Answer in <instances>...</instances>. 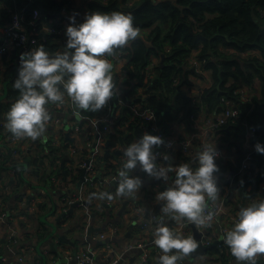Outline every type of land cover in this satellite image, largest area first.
Instances as JSON below:
<instances>
[{"label": "built area", "instance_id": "obj_1", "mask_svg": "<svg viewBox=\"0 0 264 264\" xmlns=\"http://www.w3.org/2000/svg\"><path fill=\"white\" fill-rule=\"evenodd\" d=\"M71 16L69 8L64 5L59 15L41 25L38 9L34 10L33 19L28 22H25L20 11L13 12L11 22L0 31V89H4V71L7 69L4 57L7 56L10 60L17 46L24 48V51L26 48L29 50L30 41L34 42L38 39L45 41L49 33L67 38L66 26L73 22L70 20ZM78 19L79 17L75 16L76 23ZM59 24H62L61 28L57 27ZM126 53L122 48H117L114 53L106 54L113 63L112 75H119L114 95L103 106L106 111L108 110L106 115L86 116L65 93L63 102L48 104L51 114L45 122L46 129L40 137H17L6 127L7 119L0 118L1 263L30 264L32 261L34 264H45L43 259L34 260V257L38 256L36 254L39 252L37 247L39 241L29 239L39 229L37 218L41 214L49 213L47 219L55 221L59 214L67 212L58 227L62 228L64 233L69 231V236H73L76 232L70 228L71 216L74 217L75 225L79 223L76 216L69 212L74 203H78L80 208H85L84 216L86 214L87 218L82 224L79 223L85 226V238L91 225L97 224L99 229L92 232L91 240H81L80 244L75 243V245L60 241L54 236L53 239L58 243L57 251L52 250L49 244L41 245V252L47 259L46 264H160L161 249L154 243V238L161 216H164L165 223L178 233L194 236L198 240L194 232L196 224L186 217L176 219L171 214L161 212L163 201H158L156 198V203H159L157 209L147 207L145 209L144 204L141 203L145 193L144 183L133 194L124 195L123 199L127 201V206L121 214L118 212L122 204H118L117 199L115 201L107 196L101 197L100 193H111L112 182L114 179L119 180V170L126 160L125 154L118 153V150H123L129 144L119 141L121 134L118 129L126 130L129 121L116 125L125 105L143 121L144 132L160 134L164 137V143L156 149L160 154L157 157L159 164L175 167L180 163L188 162L195 167L198 151L202 150L205 144L217 143L219 155L216 162L219 165L217 176L220 181V191L215 200L208 201L206 209L214 212V216L207 224L196 227L201 233L198 241L203 245H211L215 240H219L218 247L226 245L228 253L232 255L230 247L225 243V236L238 218L240 208L252 201L264 199V184L256 193L248 197H245L241 191L243 174L248 170H254V174L257 175L262 170L264 153L255 148L257 141L264 142L257 137L258 127L251 126L244 120L245 131L238 140L240 147L236 142L231 144L229 149L218 134L224 126L237 124L242 110L233 99H226L223 108L218 112L211 114L202 112L199 115L193 113L187 129V124L183 123L177 128L175 126L174 131L165 132L157 120L156 111L149 106L143 89L138 92L143 95L139 101L134 100L132 96L129 99L124 98L128 89V84L125 82L127 71L121 63H125ZM243 55L250 54L243 52ZM205 62L206 58L200 56V49L194 50L189 57V66L203 79L197 87L192 86L193 89L189 85L184 87L192 94L200 93L210 85L208 84L211 82L210 73L203 67ZM155 64L153 61L151 66ZM236 93L239 94L241 101H252L260 94L259 85L239 86ZM65 115L68 117L66 118ZM112 134L117 135L110 146L112 155L105 157L106 142ZM52 148L57 150L58 163L54 158L49 157ZM165 153L169 157L168 160L163 159ZM65 154L69 155V160L66 162L67 179L61 168V157ZM27 156L29 159L26 158ZM45 163H48V168L52 169L50 174L47 171L42 173L41 165ZM83 168L86 170L85 182L81 187H77L79 174ZM55 169L58 171L53 172ZM133 171L136 175H142L144 179L147 176L152 180L154 183H151V186L157 193L167 188L175 179V173L172 171L169 172L167 180L151 176L138 166ZM128 196H135V200L128 201ZM54 202L57 204V211L51 214ZM105 203L110 204L109 208ZM32 220L36 222L35 226ZM130 229H132L131 234H128ZM100 240L104 243H99ZM10 249L12 252L9 251ZM210 250L193 258L191 254L187 257L181 253V259L177 264H190L200 257H203V261L199 264H238L235 257L226 255L227 258L223 259L219 253H211ZM176 251L173 249V252ZM59 259H63L65 263H59ZM133 259L136 262H133ZM260 259L264 261V256Z\"/></svg>", "mask_w": 264, "mask_h": 264}, {"label": "trees", "instance_id": "obj_2", "mask_svg": "<svg viewBox=\"0 0 264 264\" xmlns=\"http://www.w3.org/2000/svg\"><path fill=\"white\" fill-rule=\"evenodd\" d=\"M69 1L0 0V31L11 22L14 11H20L25 22H28L33 19L34 10L38 9L42 25L59 15ZM89 8L91 11L131 13L139 29L151 28L119 47L127 52L124 66L127 71L126 92L129 91V94L124 95V98L132 96L139 101L143 95L138 92L143 89L149 106L156 111L157 120L165 132L174 131L178 123H189L193 113L218 112L226 99H233L242 113L237 124L222 128L220 133L223 141L230 145L238 144L245 131L244 120L251 126L262 128L263 131L258 132L257 137L264 141V0H95L90 2ZM57 27L61 28L62 24ZM67 39L49 33L45 41H30L28 48L34 49L43 44L51 54H55L65 50ZM196 49H200V56L206 58L203 67L210 72L211 82L200 93L192 94L184 87L194 86L190 75L196 72L188 61ZM257 50L261 54H253ZM22 52L24 48L17 46L10 60L4 57L7 65L4 77L5 81L10 82L7 85L8 95L0 101V118L7 119L11 104L19 96V90L13 86V82L17 77V62ZM243 52L250 55H243ZM156 58H160V61L151 66ZM113 81L116 85L118 74L113 75ZM255 84L259 85L260 94L252 101H241L236 89L239 86L253 87ZM79 110L89 117L108 113L104 107L99 110ZM48 112L50 116L49 109ZM123 121H129V124L126 130L120 128L118 132L124 136L125 142L131 144L144 133V123L126 105L116 125ZM116 137L112 134V141ZM56 153L57 150L52 148L49 157L58 163ZM262 160V170L257 175L254 170L243 174L241 191L245 197L256 193L264 181ZM37 221L39 229L29 238L31 241H41L53 231L49 222L39 221L38 218ZM81 240L78 238L75 243ZM210 252L219 253L223 259L227 258L226 255L234 257L228 253L226 245L213 246Z\"/></svg>", "mask_w": 264, "mask_h": 264}, {"label": "clouds", "instance_id": "obj_3", "mask_svg": "<svg viewBox=\"0 0 264 264\" xmlns=\"http://www.w3.org/2000/svg\"><path fill=\"white\" fill-rule=\"evenodd\" d=\"M70 20L73 22L66 26L65 50L51 54L41 44L21 53L20 68L13 82L19 96L6 114V127L17 137H40L49 119L48 104L63 102L65 93L78 108L91 110L101 109L114 95L113 63L106 54L138 37L139 28L132 14L91 11L80 23L75 22L74 15ZM163 143L162 135L146 131L124 149L126 160L118 173L117 193L130 195L141 187V177L130 174L137 166L165 180L172 171L175 179L156 196L164 202L161 212L176 219L186 217L196 225L207 224L214 216V212L206 211L208 201L215 200L220 191L217 143L205 144L198 151L195 167L188 162L175 167L157 163L160 154L156 149ZM255 148L264 153V142L257 141ZM163 159H169L167 153ZM100 195L112 198L110 192ZM154 243L161 249L160 264H177L181 253L188 256L199 247L194 236L178 233L165 223L164 216L155 229ZM225 243L238 264H258L264 256V199L240 208L233 227L226 233Z\"/></svg>", "mask_w": 264, "mask_h": 264}, {"label": "water", "instance_id": "obj_4", "mask_svg": "<svg viewBox=\"0 0 264 264\" xmlns=\"http://www.w3.org/2000/svg\"><path fill=\"white\" fill-rule=\"evenodd\" d=\"M125 68H126V66H124ZM19 68H20V57L18 58V62H17V71H16V75H18V70H19ZM9 82L10 81H5L4 82V93H1L0 94V101L1 100H3V99H5L6 98V96L8 95V87H7V85L9 84ZM134 87H132V89H133ZM131 89V90H132ZM129 94V91H127V95ZM263 130H262V128H260L259 129V132H262ZM124 138V136L123 135H119V139L121 140V142L123 143V144H126V142H125V140L123 139ZM113 144V141H112V139L111 138H109L108 140H107V142H106V146H107V149H106V152H105V157H109V156H111L112 154H111V149H110V146ZM125 149V148H124ZM124 149L123 150H118V153H120V154H124ZM67 160H69V155L68 154H65L64 156H63V158H62V163H61V168H62V170H63V172H64V174H65V177H66V179H67V175H68V169L66 168V162H67ZM106 163V161H104L103 162V164H105ZM157 163H158V160H157ZM138 168H139V166H138ZM85 172H86V170H85V168H83L82 170H81V174H79V180L77 181V187H81L82 186V184L85 182ZM131 175H136L135 173H134V171L132 170L131 171V173H130ZM100 175V174H99ZM137 176H140L141 177V179H142V181H143V183H145V179L143 178V176L142 175H137ZM117 183H118V180H116V179H114V181L112 182V188H111V193H112V198L113 199H115V201H116V199H117V201L118 202H120V201H122V206H121V208H120V210H119V214H121L122 213V210L124 209V208H126V206H127V201H125V200H123V197H124V195H122V194H119V193H117V191H116V185H117ZM131 199L132 200H135V196H131ZM78 203H74L71 207H70V209H69V212H70V214H74L75 216H76V218H77V222H79L80 224H82L83 222H84V220H85V216H84V210H85V208H83V207H78ZM105 205H106V207L107 208H109V206H110V204L109 203H105ZM57 211V204H56V202H54V205H53V208L51 209V214L52 213H54V212H56ZM67 212H63V213H61V214H59L57 217H56V219H55V221H49L48 219H47V216H48V214H46L45 215V217H46V219H43V220H45L46 222H49L50 223V225L52 226V229H53V231H52V233L49 235V236H47L45 239H43V240H41V241H39L38 242V245H37V247H38V251H39V253L40 254H42V252H41V245L42 244H49L50 245V247H51V249L52 250H54V251H57V246H58V243H57V241L55 240V239H53V237L55 236V237H57L60 241H64V242H66V243H70L71 245H75V242H76V240L78 239L77 238V236H69V235H67L66 233H60V232H56V230L58 229V228H60V227H58V224L61 222V220H62V218L64 217V215L66 214ZM44 218V217H43ZM193 225H194V223H193ZM133 226V225H132ZM73 227V224H70V228H72ZM99 228H95V226L94 225H91L90 227H89V229H88V235H87V237L85 238V236L82 238V240H85V239H87V240H91L92 239V237H91V234H92V232L93 231H96V230H98ZM85 230V229H84ZM131 230L132 229H130L129 230V233L128 234H131ZM194 232H195V236L198 238V240L200 239V237H201V233L198 231V229H197V227H196V225H194ZM3 241H4V239H3ZM99 243H104L103 241H99ZM218 244H219V240H215L211 245H203L200 241H199V247L196 249V250H194V252H192L191 253V257L193 258V257H196V256H198V255H203L204 253H206L208 250H210V249H212V247L214 246H218ZM38 258V256H36V259ZM43 263H47V259H46V256L43 254ZM258 264H264V261L263 260H259L258 261Z\"/></svg>", "mask_w": 264, "mask_h": 264}, {"label": "crops", "instance_id": "obj_5", "mask_svg": "<svg viewBox=\"0 0 264 264\" xmlns=\"http://www.w3.org/2000/svg\"><path fill=\"white\" fill-rule=\"evenodd\" d=\"M92 1H95V0H70L69 1L70 3L66 5L69 8L70 16L75 14V16H78L79 17L77 23L82 22L85 19L86 13L91 12V10L89 8V4ZM149 30H151V28L143 29V30L142 29H139V31H140L139 35H143V33L148 32ZM154 61H155V63H158L160 61V58H156ZM121 65L124 66L125 63L122 62ZM190 80L193 82L194 86H196V87L198 85H200L201 82H203L202 77L199 76L196 73H193V74L190 75ZM206 83L207 82L205 81V85H206ZM208 84H210V82ZM183 123L184 124L185 123L187 124V127H186V129H187L188 128V125H189L188 122L178 123L176 125V128L179 127L180 125H182ZM218 136L220 137V139L223 142V139H222L223 137H222L221 133H219ZM119 141H120V139H119ZM226 144L228 145V148L231 149V145L228 144V143H226ZM151 181L152 180H149V178L147 176H145V183H144L145 193L143 194V198L141 200V203L144 204L145 209H146V207L147 208H151V209H153V208H156L157 209V206H159V203H156L157 192L155 191L154 187L151 186V184H150ZM262 184H264V181H262L261 186H262ZM127 200L128 201L131 200V196H128ZM118 204H122V201L118 202ZM32 223H33V226L36 225V222L34 220H32ZM95 228H98V225L97 224L95 225ZM56 232H60V233L62 232V233H64V231L62 230V228H58L56 230ZM66 234L69 235L70 234L69 231H67ZM84 236H85V234H84ZM9 251L12 252V249H10ZM36 255H38V258L36 259V256H35L34 257V260H38L39 258L40 259H43V257H41V255H43V254H40L39 252H37ZM134 257L135 256H133V258ZM59 260H60L59 263H65L63 259H59ZM133 262H136V260L133 259ZM30 264H34V263H32V261H31Z\"/></svg>", "mask_w": 264, "mask_h": 264}, {"label": "rangeland", "instance_id": "obj_6", "mask_svg": "<svg viewBox=\"0 0 264 264\" xmlns=\"http://www.w3.org/2000/svg\"><path fill=\"white\" fill-rule=\"evenodd\" d=\"M103 1H106V0H103ZM139 33H140V31H139ZM145 36V35H144ZM253 54H261V52L259 51V50H257L256 52H254ZM126 78H127V76H126ZM1 93H4V89L2 90V89H0V94ZM4 100V99H3ZM41 148V150H42V147H40ZM30 156V155H29ZM29 156H27L26 158L27 159H29ZM41 170H42V173L44 174V172H49V174L51 173V171H52V169L51 168H48V163H45V164H43V165H41ZM58 171V169H55V170H53V172H57ZM43 182H44V179H43ZM220 182V181H219ZM58 209L60 210L61 208H60V203H58ZM104 213V212H103ZM105 213H107V210H105ZM44 217V218H43ZM86 218H87V216H86V214H85V220H86ZM43 219H46V217H45V215L44 214H41V215H39V217H38V220L39 221H45V220H43ZM77 225V227H75L74 229V231L76 232L75 233V235L74 236H77V238H83L84 237V234H85V231H84V227H83V225H80L79 223H77L76 224ZM78 244H80V241L78 242ZM187 257H189V255L187 256ZM203 261V257H200L199 259H195V260H193L192 262H190V264H199V263H201Z\"/></svg>", "mask_w": 264, "mask_h": 264}, {"label": "flooded vegetation", "instance_id": "obj_7", "mask_svg": "<svg viewBox=\"0 0 264 264\" xmlns=\"http://www.w3.org/2000/svg\"><path fill=\"white\" fill-rule=\"evenodd\" d=\"M73 219H74V217L71 216V218H70V224H73V227L71 228L72 231L75 230V229H73V228L77 227V225L74 224ZM84 227H85V226H84Z\"/></svg>", "mask_w": 264, "mask_h": 264}]
</instances>
